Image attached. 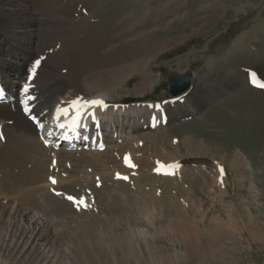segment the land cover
Here are the masks:
<instances>
[{
    "label": "rangeland",
    "instance_id": "374dc122",
    "mask_svg": "<svg viewBox=\"0 0 264 264\" xmlns=\"http://www.w3.org/2000/svg\"><path fill=\"white\" fill-rule=\"evenodd\" d=\"M27 1L28 4L29 1L33 3L28 10H39L41 13L54 0L45 4L47 8L40 4L43 0ZM85 1V4L74 2L71 11L85 16L90 24L95 14L98 21L109 18L116 28V34L127 35L125 40L130 42L139 39V43H146L148 37L163 41L164 47L152 56L142 71L134 73L117 90L109 92L113 102L133 98L146 103L147 107L143 115L137 118L122 119V116L117 115L110 121L105 120L102 122L105 130L91 131L89 144L70 148L54 146L56 158L48 163V176L32 187L37 190L49 189L56 195L64 191L68 197L76 200L81 197L89 201L88 210V207L84 209V206L73 203L68 197L63 198L73 210L79 212L75 213L86 217L97 212L98 196L94 190L99 188L101 181L114 180L129 184L134 182L137 174L145 184L146 192L157 193L160 198L162 204L158 210L164 212L167 209L172 215H179L181 220L188 221L201 231L211 229L216 221L223 222L229 231H233L239 244L236 246H240L241 250L235 254L237 260H217L209 264H264V241H255L249 233V227L259 231L264 229V89L252 83V74L264 81V0ZM13 19L15 21L17 17ZM36 19L41 23L32 28L33 34L39 35L42 30L46 33L52 27L46 17L39 16ZM29 30L27 25H16L12 33L9 30L2 33L8 34L4 37L12 41L8 45L17 43L13 44L12 54L0 60V77H7L16 90H20L25 81L18 74L3 72L2 67L14 66L19 69L24 64L25 72L28 73L31 61L44 59L46 65L38 78L41 80L47 70L59 76L61 68L51 63L53 54L46 49H43L41 56L33 57L32 54L37 53L36 45L33 47L18 42ZM88 35L87 42L93 41L94 34L89 32ZM42 38L45 43L41 44L45 45L48 36ZM17 45L29 51V54L24 55V60ZM133 47L139 48L136 44ZM172 72L192 73L190 89L177 98L179 102L169 95L168 81ZM145 82L151 85L146 86L148 89ZM35 92L37 88L31 91L32 94ZM71 94L73 90L66 89L43 110L45 125L59 107L67 105L66 98ZM33 98L35 105L38 100ZM10 101L18 108L19 102L15 97ZM2 111L0 109V113ZM20 112L22 110L19 107ZM161 113H164L163 117H160ZM166 116L169 117L168 121H165ZM12 117L15 116L7 113L5 118H0L1 130L10 123ZM23 120L26 122L27 119L23 117ZM22 124L26 131V124ZM231 137L245 143L249 152L244 151V155L240 153L230 144L233 142ZM99 141H102L104 150L98 149ZM188 141L194 153L188 151ZM45 144L54 145L52 141ZM127 147H130L129 151ZM198 147L200 150H197ZM120 149L135 163L133 169L136 170H131L137 173H125L123 176L127 179L114 178L116 172L113 173L112 169L116 170L117 165L123 169L121 160L114 166H110L109 162L108 165L104 164L105 161H111V156ZM236 155L244 156V162L248 165L242 174L243 184L238 182V176L230 164ZM189 160L196 163H184ZM161 165L163 168H159V171L154 170ZM50 177L57 182L53 184ZM135 188L131 191V197L140 200L137 192L140 187ZM18 191L9 197L11 193L0 189V206L9 207L6 209L10 212L12 208V213H16V216L6 215L2 218L6 224L0 238V262L36 264L48 258L49 243L54 239L52 236L55 237L57 226L51 225L48 213L39 211L41 214L37 215L38 211L31 208L27 210L22 200L23 191ZM147 201L152 203V199L148 198ZM241 203L251 216L248 225L243 220L245 217L239 213ZM79 208L82 210L79 211ZM135 211L131 214L129 224L144 220ZM61 229L65 231L64 234L67 233L66 228ZM145 229L147 233L149 229ZM35 236H40V243L36 241L31 246ZM145 237L150 247H163L165 253L176 248L172 246L170 236H165L163 232H148ZM176 242L180 248L179 241Z\"/></svg>",
    "mask_w": 264,
    "mask_h": 264
},
{
    "label": "bare ground",
    "instance_id": "6f19581e",
    "mask_svg": "<svg viewBox=\"0 0 264 264\" xmlns=\"http://www.w3.org/2000/svg\"><path fill=\"white\" fill-rule=\"evenodd\" d=\"M50 1L43 0L40 4L45 6ZM76 1L86 3L85 0H54L50 2V7L45 6L47 9L40 13L39 10H28V8L31 9L30 6L33 3L29 1V5L27 0H0V40L2 39L0 41V49H2L0 60H4L5 56L12 54L13 44L17 43L13 42L12 45H8L12 41L5 38L8 34L3 35V31L9 30L12 33L16 25H27L30 30L18 42H24L33 47L36 45L37 53L34 52L33 57L41 56L42 51L46 49L53 54L50 60L51 63L61 67L58 72L59 76L56 75L57 73L54 74L47 70L42 80L38 78L46 65L44 59H38L40 66L36 69L34 75L31 73V69L38 61L36 59L31 61V68L28 73L25 72L26 65L24 64L19 69H15L14 66L1 68L3 72H11L21 76L22 80L25 81L23 86H26L28 91L21 90L23 86L20 87V90H16L7 77H0V85L6 91L8 98L7 103L0 105V109L3 110L0 113V118H5L7 113L15 116L9 120L10 123L6 124L5 128L3 127V130L0 128V137H2L0 138V189L6 191L7 194L11 193V195H8L9 197L14 192H19L18 190L23 191L22 200L27 210L31 208L36 212L38 211L37 215L41 214L39 211L45 214L48 213L49 220L51 219L50 223L52 222L51 225L57 226L55 237L51 235L54 239H51L52 241L49 243L50 249L47 252L48 256H46L51 260H48V262V258L41 259L36 264H209L217 260L236 261L237 256L235 254L238 251L241 252L240 246H236L239 244L236 243L233 231H229L222 224L223 222L216 221L211 225V229L201 231L195 225L189 224L188 221L181 220L179 215H172V213L166 211L167 209H163L164 212L158 210L161 208L160 204H162L160 198L157 197V193L148 194L146 192L145 184L137 174L134 182H129V184L118 183L114 180L101 181L98 184L99 188L94 190L96 196H98L97 212L89 213L90 215L86 217L77 214L79 212L73 210L66 201H63L64 197H68V193L61 191L60 196L52 195L49 189L39 188L37 190V188L32 187L48 176V163L56 158V153L54 154L53 150L58 140L54 137L56 142L53 146L44 144L45 136L40 134L39 127L34 126V121H38L39 124L44 123L45 114L42 112L48 108L49 103L66 89L73 90V94L66 98L68 100L67 105L59 107L57 111L56 125L60 127L59 125L63 124L64 127H60L63 130L72 123L75 111L72 109L70 102L77 98L84 100L102 99L104 101L105 107L103 108L92 107L81 110L84 114L81 116L79 124H85L87 128L90 126L92 119L102 128L105 126L102 122H105V120L110 121L117 115L122 116V119L137 118L143 115L147 107L146 103H140L141 101L139 102L133 98L113 102L109 92L117 90L134 73L142 71L144 65L150 61L152 56L164 47L163 41L150 37H148L146 43L142 42L144 44L139 43V39L131 42L128 39L125 40L127 35H119L120 33H117V35L116 28L112 26L109 18L105 21H98V19H95L96 15L94 14L93 23L90 24L85 16L74 14L75 10L71 11L72 4ZM7 8L12 10L8 11ZM88 11L90 12V10ZM33 12L35 13L32 15ZM29 14H31L30 17ZM37 16H44L51 23L52 27L46 30L47 35L42 32L44 30L39 31V35L33 34L32 28L39 26L41 23L40 20L36 19ZM16 17L17 20L14 21L13 18ZM89 32H92L94 36L93 41L87 42L91 36L88 35ZM87 35L89 38L86 37ZM41 37L48 40L45 45L41 44V42L45 43V39L43 40ZM135 44L139 47L138 49L133 47ZM17 49L22 52L21 58L26 53L29 54V51L23 47ZM65 74L66 76H63ZM39 80L40 83L38 84ZM147 83L145 82V87L150 85ZM36 88L37 92L32 94L31 91ZM146 89L148 88L146 87ZM14 97L19 102L18 108L9 101ZM33 97L38 100L35 105H33ZM178 100L180 99L176 101L179 102ZM20 103L22 104L21 107ZM19 107L22 112L25 107L30 108L28 115L33 118L32 122L24 113H18ZM158 108L160 109V107ZM61 109H67V115L61 114L59 111ZM90 111L94 112L91 114ZM160 115V117H163L164 113ZM23 117L28 121L25 122ZM165 120L168 121L169 117L166 116ZM22 122L26 124V131L23 130ZM29 122L33 125H30ZM47 127V137L54 135L55 129L50 125H47ZM33 134L36 135L33 136ZM40 138L43 139V143L39 141ZM231 139L233 142L229 143L236 147L240 153L242 152L244 155L245 152H249L245 143L238 141V138L231 137ZM99 142L102 143V141ZM130 147H127V151ZM192 150V145L188 141V151L194 153ZM197 150H200L199 147ZM125 158L129 159L132 166L125 163ZM119 160L122 161L123 165L121 164V166L123 169H119V165H117L120 163ZM244 161V156H237L235 160L230 161L232 169L238 176L239 183L242 180V174L248 168ZM108 162L110 166L117 165L116 170L112 169L113 173L116 172L114 178L118 177V173L119 177H124L125 173H137L131 170L135 167V163H132L133 161L129 158V155L128 157L124 155L123 149L113 154L111 161H105L104 164ZM161 167L163 165L156 166L154 170ZM117 170L120 172H117ZM135 187H140L139 191L137 190L140 200H133L131 197V191L136 190ZM148 198L152 199L151 205L147 201ZM80 199L82 198H78V200ZM85 202L89 210L90 203L89 201ZM239 206V213L245 217L243 220H246L248 225L251 221L249 220L251 217L249 211L243 207L242 203ZM87 207L84 209H87ZM6 208L9 207L0 206V238L3 236L2 229L6 224L2 221V218L6 215L8 217L16 216V213H12V208L11 212ZM80 210L82 209L79 208ZM133 211L140 213L141 218H144V220H139L140 223L134 222L133 225L129 224L131 214H134ZM102 216H105V218L102 219ZM54 220L57 222L55 223ZM61 227L66 228L67 233L64 234L65 231L62 232ZM145 227L149 229L147 233L160 234L163 232L165 236H170L169 240L172 242V246L176 248L165 253L166 250L163 247H150L145 237L147 234ZM249 229L252 239L264 241V229L260 231L251 227ZM32 234L34 233L32 232ZM39 239L40 236L38 238L35 236L31 246L36 241L39 244ZM176 240L179 241L182 252ZM0 264L5 263L0 262Z\"/></svg>",
    "mask_w": 264,
    "mask_h": 264
},
{
    "label": "snow or ice",
    "instance_id": "6c2138e0",
    "mask_svg": "<svg viewBox=\"0 0 264 264\" xmlns=\"http://www.w3.org/2000/svg\"><path fill=\"white\" fill-rule=\"evenodd\" d=\"M40 63V61H36L35 62V66L33 67V69H31V73L34 75L35 74V71H36V66H38ZM30 79H31V76H30ZM252 82L253 83H256V78H255V74H252ZM259 87L261 88H264V83H259L258 84ZM25 92L28 91L27 87L24 89ZM70 105L72 107V109L75 111V115L72 119V124L73 125H78L79 124V120L81 118V116L84 114L83 111L81 110H87L88 108H92V107H105V104H104V101L102 99H92V100H84L82 98H77L73 101L70 102ZM27 111V109H26ZM61 114L63 115H67L68 113V110L67 109H61L59 110ZM60 127H64L63 124L59 125ZM2 138V137H0ZM125 163L128 165V166H132L130 163H129V159L128 158H125ZM157 171H159V169H157ZM221 173H223V169L221 168ZM118 178H121L119 177V174H118ZM123 179H127V177H123ZM50 180L53 184H55L57 181L54 179V178H51L50 177ZM69 200L73 201V203H77L81 206H84V207H87L88 205L86 204V202L83 200V199H80V200H76V198L74 197H68Z\"/></svg>",
    "mask_w": 264,
    "mask_h": 264
},
{
    "label": "water",
    "instance_id": "95a60500",
    "mask_svg": "<svg viewBox=\"0 0 264 264\" xmlns=\"http://www.w3.org/2000/svg\"><path fill=\"white\" fill-rule=\"evenodd\" d=\"M192 79V73L186 72L183 74L172 72L169 76L170 82V95L173 97H178L190 88L191 80Z\"/></svg>",
    "mask_w": 264,
    "mask_h": 264
},
{
    "label": "trees",
    "instance_id": "16d2710c",
    "mask_svg": "<svg viewBox=\"0 0 264 264\" xmlns=\"http://www.w3.org/2000/svg\"><path fill=\"white\" fill-rule=\"evenodd\" d=\"M195 161H188V163H194Z\"/></svg>",
    "mask_w": 264,
    "mask_h": 264
}]
</instances>
